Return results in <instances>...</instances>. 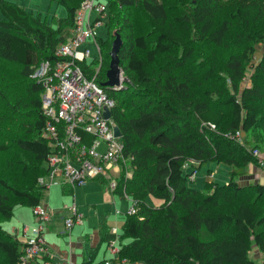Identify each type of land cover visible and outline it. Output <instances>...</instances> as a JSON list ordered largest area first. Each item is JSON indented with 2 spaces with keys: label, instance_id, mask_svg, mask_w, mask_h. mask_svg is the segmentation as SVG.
I'll use <instances>...</instances> for the list:
<instances>
[{
  "label": "trees",
  "instance_id": "1",
  "mask_svg": "<svg viewBox=\"0 0 264 264\" xmlns=\"http://www.w3.org/2000/svg\"><path fill=\"white\" fill-rule=\"evenodd\" d=\"M52 1L66 10V16L55 19L54 26L47 25L39 14L0 0V61L18 69L12 76L14 83H9L5 74L0 76V153L15 147L23 158L15 164L21 165L22 171H35L36 175L23 189L13 185L10 179L0 178V189L5 192L0 194V264H18L24 248V244L3 229L1 223L11 219L17 207L32 209L41 205L47 189L39 182L41 176L47 175L46 155L50 152L41 137L45 125L40 102L42 86L31 75L41 62L53 61L56 48L68 42L75 12L82 0ZM106 1L108 11L113 6L118 9L108 16L109 31L111 25L127 29L130 19L133 20L131 13L128 14L131 9L139 12L135 11L140 21L131 22L132 34L126 36L125 44L121 39L118 53L120 68L129 80L124 86L126 91H131L130 95L119 101L116 93L120 90L104 88L114 101L111 117L121 133L123 156L129 159L132 173V177L123 180L118 187L124 188L135 207V213L125 218L118 237L119 254L113 261L254 264L249 253L255 246L262 253L264 263V185L240 186L229 181L215 186L212 193H202L187 186V175L194 171L183 170L184 161L191 159L198 167L208 163L224 164L229 167L231 176L240 177L252 163V151L264 154V147H261L264 146V114H259L264 108V61L257 65L251 86L241 91L240 98L236 94L244 78V66L253 58L254 42L264 45V27L254 28L251 34L242 26L236 43L242 37L244 40L240 44L245 45L237 57L230 56L224 64L232 92L215 100L211 91L206 90L202 98H197L191 94L189 86V63L196 53V43L220 45L232 31L234 21L241 19L246 25L249 14L241 12L244 6L240 5L217 23V17L224 11L223 0H191L188 3L183 0L180 13L171 21L168 16L175 6L165 7L168 0ZM252 5L257 6L252 19L263 24L264 0H252ZM175 26L184 30L181 37L172 32L177 30ZM115 31L120 35L119 29ZM111 37L114 38L113 33ZM106 39L98 38L99 47L104 46ZM163 56L167 62L153 76V69L147 68H155ZM99 75L103 83L105 73ZM210 76L211 70L206 77ZM154 92L156 95L152 96ZM193 123L198 126L211 123L218 133L202 128L203 135L198 127L191 128ZM10 128L21 135L12 140ZM237 131L252 134L254 138L240 145L224 137V134ZM80 134L84 143L89 144L92 137ZM28 158L36 166L28 167L25 160ZM247 191L253 193L252 200L247 196L234 208L217 212L207 208L217 205L219 197L232 204ZM9 197L17 201L10 202ZM150 198L161 203L152 206ZM258 209L262 214H258ZM98 232L106 243L115 237L104 225L99 226ZM83 264L93 263L88 257Z\"/></svg>",
  "mask_w": 264,
  "mask_h": 264
},
{
  "label": "built area",
  "instance_id": "2",
  "mask_svg": "<svg viewBox=\"0 0 264 264\" xmlns=\"http://www.w3.org/2000/svg\"><path fill=\"white\" fill-rule=\"evenodd\" d=\"M107 7L99 0H82L75 12L74 27L68 42L56 48L53 61L41 62L31 75L42 86L40 102L45 125L41 137L50 148L46 155L45 177L49 183L59 180L73 187L80 186L87 180L108 177V173L124 162L121 137L114 136L116 125L111 117L114 101L104 89L110 88L101 85L99 73L93 67L94 62L101 60L95 27L107 18ZM88 44L94 46L96 59L89 60ZM105 111L110 112L109 119L104 118ZM202 125L216 129L211 123ZM80 132L92 137L89 144L84 143ZM224 137L242 145L244 133L237 131L224 134ZM253 155L258 156V150H254ZM186 169L183 166L185 172ZM194 174L192 172L187 176L189 182L193 181ZM109 180L112 185L108 187L113 190L116 181ZM40 183L48 185L43 179H40ZM129 210L130 214L135 213L133 203ZM69 211L70 216L63 219L62 234H68L74 225L82 222V216L76 212L74 205L69 207ZM31 212L37 224L30 228L23 227L25 241L18 264H31L43 253L48 254L44 231L50 214L41 205L33 207ZM112 234L115 237L106 243V251L111 259L101 264H125V260L113 261L120 248L116 246L115 232Z\"/></svg>",
  "mask_w": 264,
  "mask_h": 264
},
{
  "label": "rangeland",
  "instance_id": "3",
  "mask_svg": "<svg viewBox=\"0 0 264 264\" xmlns=\"http://www.w3.org/2000/svg\"><path fill=\"white\" fill-rule=\"evenodd\" d=\"M9 1L10 2L12 1V3H15V4L25 8L29 12H33V14H40L42 21H44L47 25H53L54 24V22H53L54 18L61 19V18L66 16L65 8L62 5L57 4L56 2H51V0H9ZM185 1H184V3L191 2V0H185ZM195 1H193V2H195ZM100 2L102 4H104L105 6H108L107 5L108 1L102 0ZM184 3H183V0H174V1L168 0V1H166V3H164L165 7L175 6V9H176V10L174 9L169 14V16H168L169 21H171V18L173 16H177L178 13H180L181 9L179 6H182ZM240 5H243L244 7H241ZM237 7H241V9H244V11L242 10L241 12H246L249 14V21L246 25L243 23V21L241 19L238 21H234L233 22L234 26L231 28L232 31L222 39L220 45H209L208 44V46H205V45H202L201 43H196V45H195L196 53H195L194 57L190 60V63H189L190 64L189 65L190 66L189 75H191V77H190L191 81L189 82V86H190V92L194 97L202 98V96H203L202 92L209 90L212 93L213 99L216 100V99H219L222 96H224L225 93L230 92L232 90V87H231V84L229 83V81L227 79L228 77H227V74H226V71L224 68V64L226 63V61L228 60V58L230 56L237 57V55L240 53L242 47L245 45L244 42H243L244 44H242V43L240 44V42H242L244 40V39L242 40V37H240V39H239L240 42L236 43L238 36H240L241 31H243L242 28L243 27L247 28L246 30L252 34L253 31L255 30L254 28L264 27V23L260 25L259 24L260 21L258 19L257 20L252 19V17L255 15V10L257 8V6L252 5V0H223L224 11L217 17V23L220 20H223L224 18H226L228 13L231 14L232 12H234ZM117 11H118V9L114 6L112 8H110L109 11H107V16H106L107 19H108L109 14H110V16L114 15ZM131 11L132 12H128L129 15L131 13L130 18L132 17V19H133V20L130 19V21L133 24H136V21L138 20L136 15H138L139 12L135 10L138 13V14H136V12L134 10L131 9ZM135 18H136V20H135ZM0 19H2L1 13H0ZM107 19L105 18L100 25L95 27V36L97 39L99 38V39L105 40L107 38L104 46H100V54H101L100 59L101 60L93 63V67L97 69L99 74H102V72L105 73L106 70L108 69V63H109L108 51L110 50V43L113 39L111 37V34L113 33V31H115L116 28L119 29L123 44H125L127 41L126 36L132 34L131 22H130V26L127 29L125 28L122 30L120 25H118V26L111 25V28L109 31L108 26L106 25ZM256 22H259V23H256ZM171 26H173V25H171ZM175 27L177 28V30H172V32L175 35H178L181 37L184 34V30L181 28H178V26H175ZM158 29H159V27H158ZM164 29L167 30V25L164 26ZM253 45H254L253 58L251 59V61H249L247 64H245V66H244V78L239 83L237 91H236L238 98H240V93L243 89L249 88L251 86V84H252L251 82L253 81L254 74H256L255 70L257 68V65H259L261 62L264 61V45L261 43H257V42H254ZM124 46L125 45H123V47ZM88 48L90 50L89 60L96 59L97 52H96L94 46L91 44H88ZM135 51L139 55L142 54V51H138V50H135ZM176 54H177V52H176ZM173 55H175V52L172 53V56ZM196 56H198V58H196ZM166 62H167V60H166L165 56H163V58L160 57L159 61L156 62V67L153 68L152 66H148L147 70L150 71L153 69V76H154L157 74L160 67L162 65H165ZM180 70H181V68H180ZM210 70L212 72V76L207 78L206 75H207L208 71H210ZM17 71H18V69L16 68L15 65L0 61V76H2V73L5 74L6 77L8 78L6 80L9 83H14V79L12 78V76L16 75ZM100 78H101V76L99 75L98 79L100 80ZM121 78L123 79V81H121V83L119 84V87H114L116 89L113 88V90H120V91H117V93H116V95H118L117 98L119 101L124 99L126 96H129L131 93V91H126V87L124 86V83L126 81H129V80L123 71L121 73ZM105 81H106V79H105ZM134 86L136 87L137 85H134ZM18 87L20 88L21 86L18 85ZM150 88H152V87H150ZM123 89L125 91L121 92V90H123ZM23 90L24 89H22V91ZM233 92L235 93V91H233ZM154 95H156L155 92L153 93L152 96H154ZM217 106H218V104H217ZM220 109L227 112V109H225V108H220ZM259 114L260 115L264 114V108L259 110ZM193 127L194 128L198 127L200 133H202V130H201L202 128H206L205 126L202 125V123L200 124V126H198L197 123H193L191 128H193ZM207 129H209L210 131H214V130H211V128H207ZM10 130H11L10 137L12 140L14 138H17L19 135H21L14 128L13 129L10 128ZM215 131H214V134L218 133V132L215 133ZM259 131L260 130H257V132H259ZM211 133H213V132H211ZM202 134L204 135L205 133H202ZM206 135H208V134H206ZM251 138L253 140L254 135H252V134L245 135L244 134L243 143L244 142L246 143L248 140H251ZM261 147L263 148L264 146L261 145ZM20 156H21L20 153L17 151V149L15 147H12L6 153H0V178L10 179L12 181L13 185H15L17 188L23 189V188H27V186H29L30 183H32V180L36 175H35V171H33V172H29V170L22 171L23 168L21 167V165L15 164V162H17L18 159L23 160V158H20ZM22 157H25V155ZM235 158H239L238 155H235ZM251 158H252L251 165H253L252 170L253 169L254 170L259 169V173H261L264 176V155H263V152L262 151L258 152V156H254L253 151H252ZM123 159H124V162H120L118 169H116L115 171L114 170L111 171L110 174L108 173V177L102 176L101 179L105 182L106 190H108L110 193H118V196H120V198L127 199V200L131 201L129 196L125 193V191L124 192L122 191L124 188H122L120 190L118 187L119 183L121 184V182H123V180L126 181L127 179L129 180L132 177L129 159L126 157H124ZM25 160L28 164L27 165L28 167L36 166V164L33 161H31L29 158L25 159ZM183 166H186L187 171H194V173H195L193 176V181L192 182L188 181L187 186L194 188L198 191H201L202 193H212V190L215 186L227 184L229 181L235 182L236 184H238L240 186L241 185L246 186V184H241V180L248 175V167H246V169H245V171H246L245 175L240 176V177H236V176H231L229 174L230 169H229V167L225 166L224 164L208 163V164L202 165L201 167H198V164L195 163L193 160L187 159L184 161ZM45 177L46 176H41L39 178V182H40V179L44 180ZM109 178L116 181V188H113V190H112V187H108V185L109 186L112 185V184H110L112 182H110V180L108 181ZM205 178H206V180H205ZM225 182H227V183H225ZM40 185H41V183H40ZM66 185H69V184L66 183ZM69 186H71V185H69ZM71 187H73V186H71ZM50 188H56V187L53 186ZM57 188H59V187H57ZM119 193H120V195H119ZM0 194H5V192L0 189ZM247 196H248L249 200H252L253 193H251L250 191L243 193L242 196L235 198L234 202L232 204L224 202L222 200V198L219 197V199L217 201L218 202L217 205H215V206L209 205V206H207V208L209 209V211H215V212H217L219 210H228V209L234 208L235 204H237L239 202V200H242ZM60 198L61 197H60V193H59V196H57L55 198V200H58ZM9 200H10V202L17 201L11 197H9ZM129 201H125L124 215L121 216V219H119L118 222L112 224V226L116 227V232H117L116 246L117 247H119L118 237L122 233V226L124 223L123 216L125 218V213H126V216L130 215V210H129L130 208H128V206L130 204ZM149 203H150V205L156 207L159 205V203H161V201H159L155 198H150ZM131 205H132V203L130 204V206ZM258 206L261 208V203L258 204ZM127 208H128V210H127ZM112 213L115 214L114 208H112ZM258 214H262V212H260L259 209H258ZM20 215H22V216H19V219L23 216H28L29 214L27 211H25V212H22ZM23 218L25 219V222H28L27 217H23ZM19 219L15 218V220H19ZM101 219L102 218H100V221H102ZM1 224H2V226H4L6 228L9 224H13V221H12V223H10V221L7 220V221H3ZM125 241L126 240H123V243H125ZM100 247H101V250H103V246L100 245ZM249 256L252 259V261L254 262V264H264L262 253L255 246H252V249L249 253ZM122 260H124V259H122ZM122 260H120V261H122Z\"/></svg>",
  "mask_w": 264,
  "mask_h": 264
},
{
  "label": "crops",
  "instance_id": "4",
  "mask_svg": "<svg viewBox=\"0 0 264 264\" xmlns=\"http://www.w3.org/2000/svg\"><path fill=\"white\" fill-rule=\"evenodd\" d=\"M51 2L54 1L51 0ZM55 19L57 18H54L53 22ZM247 167L248 175L241 180V184H246V186L250 184L264 185V176L259 173V169L252 170L253 165L251 164ZM44 180L48 185L41 200V206L50 214L44 231L48 254L43 253L31 264H83L84 259L88 257L93 264H99L103 260L111 259L106 251V242L101 240L98 229L100 225H104L108 232H115L117 238L116 227L112 224L118 222L124 215L125 201L129 200L120 198L118 194L106 190L105 182L101 178L87 180L84 184L75 187L60 183L59 180H54L52 183H49L47 178ZM53 186L56 188H50ZM59 193L61 198L55 200ZM129 203L131 204V201ZM130 204L128 208H130ZM72 205L75 206L76 212L82 216V222L74 225L68 234H62L63 219L70 216L69 207ZM112 208L115 209L116 215L112 213ZM25 211L29 215L23 217H27L28 222H25L23 217L19 219V216H22L20 214ZM15 218L19 220H15ZM125 218L123 216V221ZM8 221L10 223L13 221V224H9L6 228L2 224L1 226L22 243L25 241L23 227L30 228L37 224L31 209L26 207H17L12 218ZM100 245L103 246V250Z\"/></svg>",
  "mask_w": 264,
  "mask_h": 264
},
{
  "label": "water",
  "instance_id": "5",
  "mask_svg": "<svg viewBox=\"0 0 264 264\" xmlns=\"http://www.w3.org/2000/svg\"><path fill=\"white\" fill-rule=\"evenodd\" d=\"M113 40L111 42V48L108 53L109 57V63H108V69L105 72V79L103 83H101L102 86L107 88H114L119 87V84L123 79L121 78L122 69L120 68V60L118 57L119 50L121 48L122 42L120 35L115 31L113 32ZM110 112L105 111L104 118L109 119ZM114 136L115 137H121V133L117 127H114Z\"/></svg>",
  "mask_w": 264,
  "mask_h": 264
}]
</instances>
